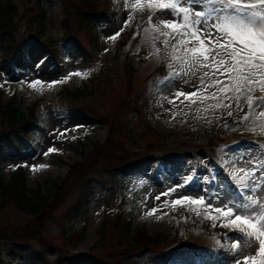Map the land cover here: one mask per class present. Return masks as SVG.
I'll list each match as a JSON object with an SVG mask.
<instances>
[{"label": "rangeland", "instance_id": "obj_1", "mask_svg": "<svg viewBox=\"0 0 264 264\" xmlns=\"http://www.w3.org/2000/svg\"><path fill=\"white\" fill-rule=\"evenodd\" d=\"M41 1L47 8L44 31L41 34L38 31L21 34L19 39H27L26 43L8 60L0 52L2 103L13 100L17 104L21 96L19 107L29 114L33 104L40 102L36 111L40 122L31 141L16 135L11 139L4 138L0 173L8 182L20 170H24L27 187L32 190L39 188L46 193L51 192L53 185H60L64 181L67 185L57 200L56 208L46 218L41 237L38 239L29 233L32 238L26 241L31 243L30 251L21 247L12 250L8 239L25 243L21 237L23 227H32L38 221V216L19 211L11 200L2 201L0 264H41L33 258V250L44 252L42 254L51 264H57L60 257L64 258L62 263L67 264L69 261L65 257L70 256L80 259L79 264H149L148 248L131 249L129 246V236L132 237V231L139 228L146 229L152 236L166 234L155 249L185 251L168 264H235L227 249L232 243L228 238L230 230L221 226L223 221H216L213 227V221L209 220L213 236L185 224L180 228L176 223L179 217L182 220L192 217L194 223L199 219H208L204 218L202 210L197 217L195 212L185 208H173L171 201L179 195L194 198L205 196L214 207H219L229 199H239L228 178V173L233 171L231 160L241 154L245 159L260 157L261 149L257 144L264 145L260 130L257 128L253 131L251 121L233 123L239 120L243 112L234 111L233 116L228 117L223 110L202 111L214 101L189 106L183 96L176 99L175 93L195 89L179 79L162 80L156 69L161 60L153 55V34L146 33L143 28L133 47L128 45L135 29L140 27L137 19L140 13L130 9L132 0H116L121 13L114 21L108 20L101 25L95 48L87 31L80 34L78 31L80 38L77 42L87 49L78 53L65 46V40L61 38L66 19L74 28H79V17L72 6L74 2L83 0ZM14 2L21 15L25 3L33 5L37 0ZM97 2L101 8L103 0ZM130 14L133 19L125 26ZM159 18L172 17L161 15ZM18 24L21 32L27 30L28 18ZM151 25L159 27L155 19ZM34 32L41 37L33 36ZM117 32L120 35L110 39ZM52 46H57L60 51L54 53ZM155 46L161 48V55L165 59L167 56L164 55L163 45L156 42ZM129 53L132 54L130 58ZM77 72L80 75H75ZM37 80L41 83L36 84V90L32 92L31 82ZM53 81L57 83L51 84ZM85 84L89 88L83 97H60L61 91L74 92ZM213 91L214 88L209 89V92ZM174 99L176 103L170 104L169 101ZM198 116L206 119H198ZM226 123L229 127H224ZM4 125L5 121L0 118V130ZM218 133L224 141L215 140ZM108 138L111 139L108 144L111 160L123 156V153L132 156L138 154L139 167L116 181L107 175L101 177L100 173H93L94 194L89 209L75 213L72 209L82 192L83 179L77 174L70 175V167L78 162L82 153L86 151L89 154L96 142L104 144ZM50 147L57 151L46 156ZM33 165L42 167L33 169ZM188 176H192L193 180L185 188H178L177 192L167 196L162 195L184 183ZM102 179L108 180L105 185ZM165 201H168L167 206ZM152 207L160 210L148 215ZM124 222L132 230L126 236L128 241L123 229ZM221 236L224 238L222 249L226 254L216 253L211 257H202L200 261L198 255L192 252L200 248L211 251L214 247H220ZM94 259L96 262H93Z\"/></svg>", "mask_w": 264, "mask_h": 264}, {"label": "snow or ice", "instance_id": "obj_2", "mask_svg": "<svg viewBox=\"0 0 264 264\" xmlns=\"http://www.w3.org/2000/svg\"><path fill=\"white\" fill-rule=\"evenodd\" d=\"M130 9L151 13L147 17L149 24L153 19L158 21L159 27L152 25L144 31L153 34V55L162 59L161 48L155 46L159 42L165 49L164 55L170 58L165 67L174 70L167 72L164 79H179L195 89L175 93L176 99L183 96L189 106L214 101L202 109L205 113L223 110V114L232 117L234 111L243 112L233 123L251 121L252 130L258 128L264 137V0H132ZM161 15L172 18L160 19ZM132 19L130 14L125 26ZM119 35L117 32L110 39ZM38 83L41 82L32 81L31 86ZM213 88L215 91L209 92ZM169 103L175 104L176 100ZM257 147L261 149L259 158L245 159L241 154L231 160L233 171L228 178L239 199H229L219 207H214L205 196L179 195L171 201L173 208H185L197 217L202 210L204 218L213 221V227L216 221H223L221 226L230 230L228 238L232 243L227 248L235 264H264V145L258 143ZM55 151L50 147L45 155ZM192 180L188 176L184 183L162 195L177 192ZM164 204L167 206L168 201ZM159 210L152 207L148 215Z\"/></svg>", "mask_w": 264, "mask_h": 264}, {"label": "trees", "instance_id": "obj_3", "mask_svg": "<svg viewBox=\"0 0 264 264\" xmlns=\"http://www.w3.org/2000/svg\"><path fill=\"white\" fill-rule=\"evenodd\" d=\"M72 7L75 10V14L79 17V28H74L72 23L66 19L64 23L65 32L62 36V40H65V46L74 51L78 52H86V47L82 46L80 42L78 43L81 32L87 31L88 35L92 38L93 47L94 44L98 43L99 40V28L104 22L108 20L114 21L121 13V9L112 4V0H103V5L101 8L98 6L97 0H83L79 3H73ZM149 12L140 13L137 15L138 24L140 27L135 29L134 36L131 38V42H128L130 47H133V43L139 39L142 29L145 27H151V24L147 22V17ZM28 18V27L27 30L21 29L19 30V24L21 20ZM47 19V8L43 4L41 0H37V2L33 5H26L23 14H19V10L14 0H0V52L2 57L5 60L10 59V57L14 54L15 51L19 50L26 40L23 41L19 39L21 34H27L29 31H38L41 34L44 31L45 23ZM35 29V30H34ZM25 30V31H24ZM79 31V34H78ZM33 33V36L40 38L41 36L37 33ZM91 42V43H92ZM21 43V45H20ZM75 45V46H74ZM162 44L160 43V46ZM19 47V48H18ZM95 48V47H94ZM52 50L54 53H58L57 46H52ZM132 54L129 53L128 58H130ZM167 63L166 59H161L160 64L157 66V72L161 75L162 80L167 75L168 69L165 67ZM129 64V61L127 62ZM152 82H155L152 80ZM158 85V84H156ZM88 84H85L83 88H79L76 91H66L63 90L60 92V97L67 98V96H71L72 99H77L78 97H83L86 89H88ZM2 94V90L0 89V95ZM21 96L18 99L17 104L13 102V100L5 103H2L0 100V118L5 121L4 127L0 130V152L3 149V142L5 139H11L13 135L19 136L25 141H31L32 135L35 133L36 125L39 124L38 114L36 113V106L40 102H36L33 104L31 108V112L29 114H25L20 109V100ZM10 131H12L10 133ZM112 133V128H111ZM111 135V134H110ZM111 137V136H110ZM111 139H107L106 143L100 144L96 142L94 144V148L88 154L85 153L80 156L78 162L73 164L70 167L69 173L70 175L77 174L81 176L83 179L82 183V192H80V196L75 205L74 210L75 213L87 212L89 209L91 198L94 194L93 188V173H100L101 177L105 175L109 176L111 180H118L120 177H124L134 172L140 164V159L137 156H132L129 154H124L123 156H118L116 160H111L109 155L112 154L110 147L108 148V144ZM215 140L224 141V138L218 133L216 134ZM120 150V149H119ZM91 154V155H90ZM120 154V153H117ZM102 184L105 185L108 180L102 179ZM67 185L66 181L60 185H53L51 192H44L41 189L37 188L32 190L26 185V175L24 170H20L12 179L8 182L4 181L0 173V206H2V201L8 199L15 205V207L24 213H27L32 216H38V221L30 227L29 225H25L23 227V233L21 237L24 241L27 238H32L29 233H33L35 237L39 239L41 237L42 230L46 225V218L52 213L54 208H56L58 203V198L61 197V193L63 188ZM125 213H123L124 215ZM181 215V214H180ZM180 223L176 219L177 225H180V228L184 227L182 224L198 229L201 233L206 234L207 236H213L211 231L210 221L199 219L196 223L192 222L194 218L186 217L185 220H182L179 217ZM120 221V220H119ZM126 224V225H125ZM194 224V225H191ZM174 228L176 229V225L174 224ZM123 229L126 230V236H129V233L132 231L129 224L126 222L123 223ZM179 229V228H178ZM132 237H130L131 242L129 243L131 249L135 248H144L150 250L149 256V264H168L170 263L177 255L184 253L183 250H174V249H164L160 250L159 248L155 249L156 244H158L166 234H159L156 236H152L148 233V231L144 228L136 229L132 231ZM81 240V238H79ZM11 241L12 250L17 247H21L22 250L27 249L30 251L29 246L31 243L26 241L25 243H19L14 239H8ZM128 241L129 239L126 238ZM224 238L221 236V245H223ZM25 244V245H23ZM214 247L213 250L209 251L207 249L200 248L199 250H192L194 255H198L199 259L202 257H211L216 253L220 255H224L227 252H223V247ZM224 246V245H223ZM154 248V249H153ZM228 249V248H227ZM33 258L37 259L41 264H51L46 260L44 252L41 250L39 253L33 250ZM12 253V252H11ZM43 253V254H42ZM69 263L67 264H79L80 259H75L74 256L65 257ZM64 258L60 257L57 260V264H64ZM96 262L94 259L93 262Z\"/></svg>", "mask_w": 264, "mask_h": 264}, {"label": "bare ground", "instance_id": "obj_4", "mask_svg": "<svg viewBox=\"0 0 264 264\" xmlns=\"http://www.w3.org/2000/svg\"><path fill=\"white\" fill-rule=\"evenodd\" d=\"M33 91L32 92H34V89L36 90V88H35V86H32V88H31Z\"/></svg>", "mask_w": 264, "mask_h": 264}]
</instances>
